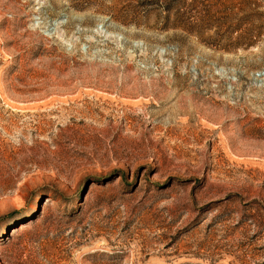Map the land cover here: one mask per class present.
I'll return each instance as SVG.
<instances>
[{"label":"rangeland","instance_id":"obj_1","mask_svg":"<svg viewBox=\"0 0 264 264\" xmlns=\"http://www.w3.org/2000/svg\"><path fill=\"white\" fill-rule=\"evenodd\" d=\"M0 264H264V0H0Z\"/></svg>","mask_w":264,"mask_h":264},{"label":"trees","instance_id":"obj_2","mask_svg":"<svg viewBox=\"0 0 264 264\" xmlns=\"http://www.w3.org/2000/svg\"><path fill=\"white\" fill-rule=\"evenodd\" d=\"M82 211V207H79L78 209H76V211L74 210V212L73 213H80ZM90 256H93V257H95V256H111V254H106V253H99L98 251H94V252H91L90 254H89Z\"/></svg>","mask_w":264,"mask_h":264}]
</instances>
